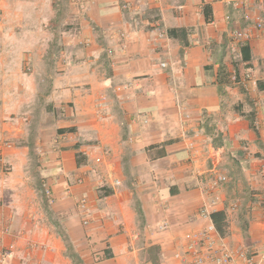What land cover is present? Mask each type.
Masks as SVG:
<instances>
[{"label": "crops", "instance_id": "1", "mask_svg": "<svg viewBox=\"0 0 264 264\" xmlns=\"http://www.w3.org/2000/svg\"><path fill=\"white\" fill-rule=\"evenodd\" d=\"M70 10L47 97L58 114L45 172L53 202L32 185L27 149H3L0 264H181L184 235L208 224L202 175L221 150L230 181L212 219L217 236L264 264V126L252 128L264 112V0L239 10L219 0H71ZM235 30L251 38L238 42ZM248 71L244 90L233 78Z\"/></svg>", "mask_w": 264, "mask_h": 264}, {"label": "rangeland", "instance_id": "2", "mask_svg": "<svg viewBox=\"0 0 264 264\" xmlns=\"http://www.w3.org/2000/svg\"><path fill=\"white\" fill-rule=\"evenodd\" d=\"M47 2L44 7L45 0H0V160L3 149L25 147L32 185L42 203L51 206L45 172L58 141V114L47 97L49 83L58 74L52 63L67 53L63 43L71 28V0Z\"/></svg>", "mask_w": 264, "mask_h": 264}, {"label": "built area", "instance_id": "3", "mask_svg": "<svg viewBox=\"0 0 264 264\" xmlns=\"http://www.w3.org/2000/svg\"><path fill=\"white\" fill-rule=\"evenodd\" d=\"M225 5L231 7L234 10H239L245 3V0H219ZM125 11H130V8L125 4L122 6ZM227 20H230V16L227 15ZM261 23L258 22L257 27H260ZM233 37L238 41H248L251 38V34L248 31H233ZM109 56H112V52H108ZM161 69L166 68V63H161ZM233 81L241 89H247L248 83L252 81L251 73L245 72L239 78L234 77ZM256 105V104H255ZM257 106V105H256ZM264 126V112L259 116L255 115L252 119V128L255 131L260 130ZM209 167L203 176V181L207 183L205 202L199 210V216L207 219V226L197 232L196 234L187 233L184 235V252L176 253L174 257L181 262V264H257L254 255L248 254L243 249H231L223 238L217 236L216 228L212 222V215L217 212L218 205L220 203L219 192L226 191V186L230 181V178L224 173V169L227 166L228 159L226 158L225 152L221 150L219 155L210 157L208 159ZM95 162L99 164L100 158H96ZM264 178V167L260 171ZM75 184L79 185L82 183L81 179H77ZM118 181H115V185H119ZM46 198L51 202V192L49 189L45 190ZM241 202L238 198L231 200L228 206L230 212L238 211ZM83 217L85 220L83 224L87 223L86 216L88 210L84 200L79 203ZM264 210V200H263ZM160 231L167 230L166 225H162L158 228ZM2 254H6V250L2 251Z\"/></svg>", "mask_w": 264, "mask_h": 264}, {"label": "trees", "instance_id": "4", "mask_svg": "<svg viewBox=\"0 0 264 264\" xmlns=\"http://www.w3.org/2000/svg\"><path fill=\"white\" fill-rule=\"evenodd\" d=\"M246 51H247V48L246 47H243L242 48V52H243V55H244V53H246ZM212 219H213V222L216 224H218V215H216V214H214V215H212Z\"/></svg>", "mask_w": 264, "mask_h": 264}]
</instances>
